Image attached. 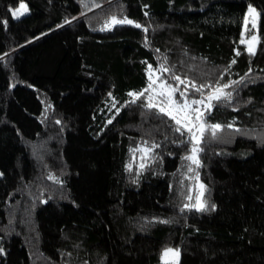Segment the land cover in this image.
<instances>
[{
    "label": "trees",
    "instance_id": "16d2710c",
    "mask_svg": "<svg viewBox=\"0 0 264 264\" xmlns=\"http://www.w3.org/2000/svg\"><path fill=\"white\" fill-rule=\"evenodd\" d=\"M151 71L177 101L220 95L203 207ZM0 173V264H264V0H0Z\"/></svg>",
    "mask_w": 264,
    "mask_h": 264
},
{
    "label": "rangeland",
    "instance_id": "374dc122",
    "mask_svg": "<svg viewBox=\"0 0 264 264\" xmlns=\"http://www.w3.org/2000/svg\"><path fill=\"white\" fill-rule=\"evenodd\" d=\"M26 11L24 10V8L19 7L12 10L13 12L12 14L13 17L16 18L20 16L22 12L25 13ZM14 13L16 14L14 15ZM257 31H258L257 10L253 6H248L245 12L244 23L240 38V43L246 48V50L249 51V48L254 50L258 40ZM157 79H158V74L155 71H151L149 84L148 87L146 88L148 89L147 92L149 97L151 98L150 100L151 103L153 105L159 106L158 108L160 107L165 108L166 113L168 111H171L174 116H178V118L181 119L182 122L179 125L185 128L189 132V135L193 140V148L195 147L198 151V142L200 140V131H201L200 129L201 127L204 126L203 118L206 110L209 109L208 105L210 104L212 107L211 100L203 97H197L193 99H187L185 97H181L179 101H177L173 96V92H171V89L174 88L161 83ZM150 84L151 87H149ZM161 93L164 94L161 95ZM169 101H171V103ZM197 101H200V103H194ZM184 104H188L189 107L183 109V111H180L179 108L182 107ZM186 115L188 116L187 120L184 119V116ZM197 115H200L201 117L199 120L196 119ZM189 128H191V131H189ZM197 151L195 153L191 151L190 154L186 157L184 163L185 177L189 181V185L192 188L193 193H191V196L195 202V204L192 205L196 208L201 207L202 205V194L204 188L196 175V167L198 165ZM189 157H194V159H189ZM167 250H165L162 254V261L166 264H171L178 259V255L177 252L173 249H170L171 251H167Z\"/></svg>",
    "mask_w": 264,
    "mask_h": 264
},
{
    "label": "snow or ice",
    "instance_id": "6c2138e0",
    "mask_svg": "<svg viewBox=\"0 0 264 264\" xmlns=\"http://www.w3.org/2000/svg\"><path fill=\"white\" fill-rule=\"evenodd\" d=\"M21 8H24V10L26 11V7H25L23 4H21ZM15 14H16V13H14V15H15ZM113 22H114V23H118V24H120V23H129V24H131V23H133L132 21L127 20V19H125V20H115V18H113ZM136 26L139 27V25H136ZM251 51H252V49L249 48V52H251ZM237 55H239V53H237ZM233 63H235V61H233ZM165 71H167V69H165ZM174 79L180 81V78H179V77H174ZM180 83H184V82H183V81H180ZM149 87H151V84L149 85ZM193 87H195V85H193ZM201 87H203V86H201ZM145 91H148V89H145ZM174 91H176V89H171V92H174ZM197 91H199V89H197ZM217 92H220V90L217 89ZM163 94H164V93H161V95H163ZM130 95H138V94L130 93ZM139 95H143V93H140ZM181 95H183V93H181ZM226 95H227V97H228L229 99L231 98V94H230V93H228V94H226ZM169 96H170V93H169ZM150 99H151V98H150ZM208 99H209V100H212V99H217V100H219V99H220V95H215V94H214V95H210V96L208 97ZM169 102L171 103V101H169ZM194 103H200V101H197V102H194ZM147 106H148V107H154V106L159 107V106H157V105H153V104H151V103H149ZM188 107H189L188 104H184L182 107L179 108V110H180V111H183V109H186V108H188ZM208 107L210 108L211 105L209 104ZM159 110H160L161 112H165V108H163V107H160ZM167 114H168L169 116H172V118L176 120V123H177V124H181V122H182L181 119L178 118V116H174V115L172 114L171 111H168ZM200 118H201L200 115H197V116H196V119H197V120H199ZM184 119L187 120V119H188V116H187V115L184 116ZM211 127H212L213 129H218L220 126H219V125H213V126H211ZM176 130L179 131L180 129L177 128ZM200 130L203 131V127H201ZM189 131H191V128H189ZM192 151H193V153H195V152L197 151V149L194 147ZM189 159H194V157H189ZM201 207H203V206L201 205ZM167 251H171V250L169 249V250H167ZM177 255H178V253H177Z\"/></svg>",
    "mask_w": 264,
    "mask_h": 264
}]
</instances>
